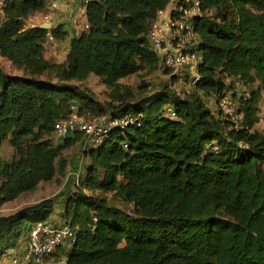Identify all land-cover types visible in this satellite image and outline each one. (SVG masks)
<instances>
[{"label":"trees","instance_id":"16d2710c","mask_svg":"<svg viewBox=\"0 0 264 264\" xmlns=\"http://www.w3.org/2000/svg\"><path fill=\"white\" fill-rule=\"evenodd\" d=\"M173 1L94 0L72 38L65 24L26 25L45 16L46 0H11L0 11V59L20 73L0 65V207L66 173L64 152L87 141L76 132L57 142L56 125L74 105L81 116L129 119L85 151V175L65 204L76 241L59 249L57 264H264V0H200L198 82L184 98L167 88L143 98L121 81L172 73L150 32ZM69 39L65 61H49L48 46ZM91 76L107 87L105 103L76 85ZM231 90L241 124L219 109ZM55 212L49 198L0 216V262L25 252L37 223L57 226Z\"/></svg>","mask_w":264,"mask_h":264},{"label":"built area","instance_id":"2783aa9c","mask_svg":"<svg viewBox=\"0 0 264 264\" xmlns=\"http://www.w3.org/2000/svg\"><path fill=\"white\" fill-rule=\"evenodd\" d=\"M11 0H0V11H3ZM67 2H82L87 7L94 0H66ZM174 0L165 10L159 12L158 18L152 26L150 41L152 49L163 60L166 68L171 70L178 83L189 82L195 86L198 82V67L200 56L197 52L199 36L195 30L196 19L202 15L200 0H185L184 4L177 8ZM60 11V3L51 4L50 11ZM44 24H50V15L44 16ZM88 28V27H87ZM233 95V94H232ZM230 93L221 98L219 109L236 124L244 121V114L238 110L237 103ZM166 114L172 118L177 117L175 109L168 105ZM127 117L115 119L111 117L92 116L87 113L81 116L79 108L74 105L68 119L56 125V136L66 138L76 132H81L87 142L100 145L104 136L111 129L126 126ZM219 151L218 147L213 149ZM76 241V231L68 224L49 225L37 223L33 228L28 248L19 256H15V264H57L55 255L62 247H71Z\"/></svg>","mask_w":264,"mask_h":264},{"label":"rangeland","instance_id":"374dc122","mask_svg":"<svg viewBox=\"0 0 264 264\" xmlns=\"http://www.w3.org/2000/svg\"><path fill=\"white\" fill-rule=\"evenodd\" d=\"M49 8L50 5L48 7V10ZM48 14L50 15V11L45 13V15ZM44 22H46V20H44V16L38 14L32 16V18L28 20L26 25L28 27L34 25L41 26L42 24L45 25ZM80 22L81 23L78 24L77 27H79L80 25L82 26L83 23H85L83 19H80ZM81 30L83 29L81 28ZM55 44L57 43H53L50 46H48V51L46 55L47 59L53 63L54 62L63 63L68 53V48L70 47V44L69 47L65 44V42H62L59 45H55ZM0 65L5 70L6 73L12 75L16 73L20 74L17 70L12 68L10 63L4 61L3 59H0ZM121 83L125 86L134 89L135 92H137L138 95L143 98L153 96L154 94L165 90V88L169 89L171 92L175 93L180 98H184V95H186V93H188L192 89V86L189 84V82H185L182 84L175 82L173 80L172 73L170 74L165 73L163 67L155 72L145 71L137 75L130 76L129 78L122 80ZM228 83L230 84V81ZM76 85L77 86L79 85L82 89L88 91L100 103H105L109 99L108 98L109 91L107 87H105L96 76H91L88 81L81 84L77 83ZM233 88L239 90L237 91L239 93L245 92V89L249 91V88H245L240 83H234ZM229 93L232 95V90L229 91ZM211 105L213 108H215V105L213 104ZM257 131L264 134V101L263 100L260 103V123L257 126ZM57 142L60 141L57 140ZM91 142L92 141L88 143L86 141L85 144L81 142L68 148L64 152V157L68 161V167L66 169V173L59 174L53 182L42 183V185H40L35 192L25 194L21 196L17 201L6 204L3 207H0V216L13 214L23 208L36 205L37 203L41 202L44 199L51 198L54 199L56 202V212L53 213L52 221L50 222L56 223L55 225H65V221H64L66 220L64 216L65 204L69 199V197L77 191L80 184V180L85 175V168L88 162L85 151L89 148ZM1 155L5 159H9V160L12 159L15 156L13 147L9 143H6L2 149ZM112 205H115L117 207H122V203L120 201L117 202L112 201ZM14 258L12 257L11 259L6 257L0 262V264H15ZM57 259L58 258L56 256L55 262Z\"/></svg>","mask_w":264,"mask_h":264},{"label":"crops","instance_id":"0c3cea01","mask_svg":"<svg viewBox=\"0 0 264 264\" xmlns=\"http://www.w3.org/2000/svg\"><path fill=\"white\" fill-rule=\"evenodd\" d=\"M59 1L60 11H50V24L51 26H57L59 24L66 25V31L70 33V38L78 35V30H80L77 25L80 24V19H83L86 22V7L83 6L82 2L76 1L68 4L66 0H46L47 6H51L52 3ZM32 18V17H31ZM84 24V23H83ZM41 25V24H40ZM43 25V24H42ZM41 25V26H42ZM62 42H57L55 45H59ZM65 44L69 47L70 39L65 41ZM70 48V47H69ZM68 48V51H69ZM15 75H18L16 73ZM212 101V100H210ZM215 101L210 102L209 106L212 108V105ZM213 109V108H212ZM215 112V110H213ZM58 141H61V138L57 137ZM42 185V184H41Z\"/></svg>","mask_w":264,"mask_h":264},{"label":"water","instance_id":"95a60500","mask_svg":"<svg viewBox=\"0 0 264 264\" xmlns=\"http://www.w3.org/2000/svg\"><path fill=\"white\" fill-rule=\"evenodd\" d=\"M40 27L43 28V29H47V30L52 28L51 24H45V25H42Z\"/></svg>","mask_w":264,"mask_h":264}]
</instances>
